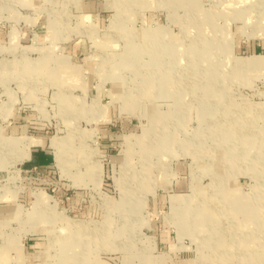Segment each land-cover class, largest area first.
I'll list each match as a JSON object with an SVG mask.
<instances>
[{"label":"rangeland","instance_id":"obj_1","mask_svg":"<svg viewBox=\"0 0 264 264\" xmlns=\"http://www.w3.org/2000/svg\"><path fill=\"white\" fill-rule=\"evenodd\" d=\"M260 222L264 0H0V264H261Z\"/></svg>","mask_w":264,"mask_h":264},{"label":"bare ground","instance_id":"obj_2","mask_svg":"<svg viewBox=\"0 0 264 264\" xmlns=\"http://www.w3.org/2000/svg\"><path fill=\"white\" fill-rule=\"evenodd\" d=\"M153 41V40H152ZM164 42V41H163ZM165 48V47H164ZM251 64H252V62H250V60H247V59H243L242 60V63H240L239 64V66H242V67H251ZM65 112H66V114H68L69 113V110L67 109V110H65ZM156 115V114H155ZM154 130V129H153ZM233 130V132L236 130L235 128L234 129H232ZM150 134V133H149ZM165 134H167V133H165ZM236 135H238V133H236ZM126 136V135H125ZM70 136H66V137H64V138H59V139H54L52 142L55 144V145H61V144H64V143H67L68 144V146H70V138H69ZM145 140V139H144ZM157 140V139H156ZM129 141V143H130V140H128ZM166 141H168V140H166ZM23 143V142H22ZM28 143V142H27ZM32 143V142H31ZM24 144V143H23ZM51 144V143H50ZM157 145V144H156ZM54 147V146H53ZM58 149V148H57ZM148 151V150H147ZM29 152V151H28ZM64 152L62 151L61 153H60V151H59V155H57V158H58V163H59V165L60 166H65V164H66V161L67 160H65V158H64V154H63ZM144 153V152H143ZM36 201L39 203V202H43V201H45V197L43 196V194L42 193H40V192H38L37 194H36ZM190 203V202H189ZM188 204V203H187ZM186 204V205H187ZM194 204V203H193ZM187 211V210H186ZM185 211V212H186ZM202 212V211H201ZM193 213H194V211H193ZM208 214V213H207ZM178 215V214H177ZM187 215V214H186ZM192 215V214H191ZM182 216V215H181ZM211 221H215L214 219H210ZM187 222V221H186ZM208 223H209V221H208ZM264 232V225L263 224H261V222H260V225H259V230H257V232L255 233V235H253V234H250L252 237H245V238H243V240L241 241L240 239H238V240H236V239H234V237L233 238H231L230 240H231V242H233L234 241V243H236V248H239L241 245H240V243H246V242H251V243H254V242H260L261 241V236H262V234H260V232ZM185 232H187V231H185ZM256 238H255V237ZM219 242H217V245H216V248H218L219 249V245L220 244H226V241H228V240H224V239H219L218 240ZM228 243V242H227ZM86 244V242L84 243V245ZM254 247H256V245L254 246ZM84 250H85V247H84ZM257 251H259V250H256L255 252H257ZM246 252H248V251H246ZM220 253H222V252H220L219 251V254ZM264 252H261V253H254V254H252V253H250V254H243V256H245V257H249V258H258V260L261 262V264H264V254H263ZM83 254V253H82ZM255 254H257V255H255ZM235 255H236V253H235ZM219 257H221V258H226V257H222L221 255L219 256ZM86 258V256L85 255H75V256H71V257H66V262H68V264H70V263H73V264H75V263H83V264H88V262L86 261L85 262V259ZM253 262H251L250 261V264H252Z\"/></svg>","mask_w":264,"mask_h":264},{"label":"crops","instance_id":"obj_3","mask_svg":"<svg viewBox=\"0 0 264 264\" xmlns=\"http://www.w3.org/2000/svg\"><path fill=\"white\" fill-rule=\"evenodd\" d=\"M43 142L44 140L41 139ZM46 145H35L31 146L32 148L29 149L27 152V163L26 165L30 167H36V168H42V167H49V160L50 158L48 157V150L45 147Z\"/></svg>","mask_w":264,"mask_h":264}]
</instances>
